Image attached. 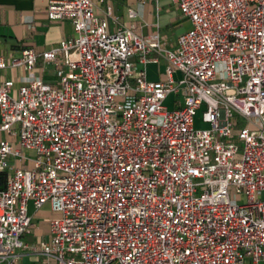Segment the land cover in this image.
Returning a JSON list of instances; mask_svg holds the SVG:
<instances>
[{
    "label": "built area",
    "instance_id": "1",
    "mask_svg": "<svg viewBox=\"0 0 264 264\" xmlns=\"http://www.w3.org/2000/svg\"><path fill=\"white\" fill-rule=\"evenodd\" d=\"M171 2L173 49L133 8L49 0L73 36L0 55V264L264 262V0ZM29 206L55 215L35 244Z\"/></svg>",
    "mask_w": 264,
    "mask_h": 264
},
{
    "label": "crops",
    "instance_id": "2",
    "mask_svg": "<svg viewBox=\"0 0 264 264\" xmlns=\"http://www.w3.org/2000/svg\"><path fill=\"white\" fill-rule=\"evenodd\" d=\"M49 0H0V55L6 58L19 57L24 48H32L35 52L47 51L64 39L73 36V28L69 21H49L46 16V8ZM116 15L125 19V12L133 8L139 13L136 25L142 35H149L159 31L163 43L167 49H173L177 37L171 35L178 25L181 15L171 0H158V16L155 12V3L148 0L141 5L138 0H110ZM180 16V17H179ZM158 25V26H157ZM141 65H138L140 68ZM165 63H149L146 66L147 78L150 81H159L163 78ZM47 69H52L51 66ZM41 65L37 67V75L46 79L41 72ZM14 76L13 72H0V77L9 79ZM17 86V85H16ZM181 99L170 96L166 102L172 110L175 102ZM168 108V107H167ZM32 212L36 211L29 206ZM32 218V215H30ZM44 238H41L42 240Z\"/></svg>",
    "mask_w": 264,
    "mask_h": 264
},
{
    "label": "rangeland",
    "instance_id": "3",
    "mask_svg": "<svg viewBox=\"0 0 264 264\" xmlns=\"http://www.w3.org/2000/svg\"><path fill=\"white\" fill-rule=\"evenodd\" d=\"M181 15V14H180ZM180 17V16H179ZM191 28L190 21L188 19H184L181 15V19L178 25L175 27V30L171 32V35H175L178 37L179 35L183 34L184 32L188 31ZM46 79L51 80L53 79L52 71L47 69L46 71ZM168 109H171L170 105L167 104ZM264 199V195L262 196ZM30 215H32V221L34 224V228L31 234L25 236V242L30 244H35L41 238H48V222L55 217L54 214L51 213L48 206H44L40 210H36L32 212L30 210ZM19 264H31L28 257H24V259ZM247 264H250L249 262ZM259 264H264V262H260Z\"/></svg>",
    "mask_w": 264,
    "mask_h": 264
},
{
    "label": "trees",
    "instance_id": "4",
    "mask_svg": "<svg viewBox=\"0 0 264 264\" xmlns=\"http://www.w3.org/2000/svg\"><path fill=\"white\" fill-rule=\"evenodd\" d=\"M6 185V172H0V191L5 188Z\"/></svg>",
    "mask_w": 264,
    "mask_h": 264
}]
</instances>
